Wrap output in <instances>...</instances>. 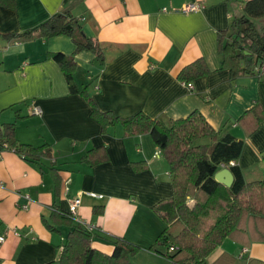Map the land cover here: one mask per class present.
<instances>
[{
	"label": "crops",
	"instance_id": "1",
	"mask_svg": "<svg viewBox=\"0 0 264 264\" xmlns=\"http://www.w3.org/2000/svg\"><path fill=\"white\" fill-rule=\"evenodd\" d=\"M245 1L16 0L13 9L0 6V125L13 124L20 144L51 149L40 163L0 151V235L5 236L0 264H57L73 225L92 226L138 246L130 264H141L143 252L173 264L147 250L162 230L153 208L173 194L166 158L154 157L157 147L148 133L128 135L119 122H100L94 110L118 119L142 113L163 121L198 112L213 130L242 142L233 165L264 179V76L241 72L244 56L235 62L220 52L221 37L232 33ZM192 2L204 7L197 13L178 11ZM58 13L80 24L101 48V61L95 52H76L69 36L28 35ZM56 53L73 58L79 93L70 94L52 59ZM197 62L206 73L181 80ZM29 106L42 114L30 115ZM100 147L106 161H82ZM136 163L145 168L135 172ZM77 196L83 224L55 213L68 215L69 201ZM90 246L106 256L113 253L103 242ZM215 252L210 264L222 254L234 264L238 258H245L244 264L264 262V243L226 240Z\"/></svg>",
	"mask_w": 264,
	"mask_h": 264
},
{
	"label": "trees",
	"instance_id": "2",
	"mask_svg": "<svg viewBox=\"0 0 264 264\" xmlns=\"http://www.w3.org/2000/svg\"><path fill=\"white\" fill-rule=\"evenodd\" d=\"M15 5L16 0H0V6L4 9H13ZM261 18H264V0L245 1L231 26L232 33L226 40L223 41L222 37L220 40V52L224 59L235 62L243 57L237 56L238 50L249 49L248 43L256 45L257 51L251 61H247L246 57L242 59L245 64L241 72L252 75H255L253 68L257 56L264 54V25L258 26L255 22ZM34 31H39L46 38L69 36L76 52L92 51L99 61L102 60L101 48L86 38L80 24L68 13L53 15L29 31L28 35ZM253 57L256 59L253 60ZM52 59L60 66L70 94L79 93L73 81V58L56 53ZM205 73L204 64L197 62L185 69L180 79ZM94 113L104 124L119 122L128 135L148 133L169 164L173 194L153 208L162 223V230L155 244L147 250L173 264H207V258L226 240L243 246L264 243V179L258 172L249 176L233 165L242 152L241 141L213 130L198 112L183 119L167 121L151 119L142 113L125 119L99 114L96 110ZM251 113H255V109ZM14 129L13 124L0 125V149L12 151L32 163H40L42 158L50 156L51 149L47 145L33 147L18 143ZM104 150V147L92 149L85 153L82 161L89 165L106 161L107 157L102 156ZM142 164H132V169L139 172L145 168ZM224 168L233 176L230 188L214 180L215 174ZM53 209L56 211L55 207ZM55 213L68 221L74 219L69 213ZM72 227L57 264H130L129 257L140 249L123 238L102 233L97 228L89 230L82 225ZM93 241L111 245L112 255L106 256L93 250L90 246ZM212 264H234V259L222 254ZM247 264L264 262L248 260Z\"/></svg>",
	"mask_w": 264,
	"mask_h": 264
},
{
	"label": "built area",
	"instance_id": "3",
	"mask_svg": "<svg viewBox=\"0 0 264 264\" xmlns=\"http://www.w3.org/2000/svg\"><path fill=\"white\" fill-rule=\"evenodd\" d=\"M203 4L201 2H192L189 4H186L184 6H182V8H179V12L182 13H197L199 12L202 8H203ZM253 71L255 73V76L258 78H262L264 76V58L263 61L261 62V64L259 66H255L253 68ZM189 88H191L190 85H188ZM29 114L32 116H40L42 114V111L37 108V107H33V106H29L28 108ZM5 149V147H3ZM0 151H2V149H0ZM160 156V150L157 149L156 152L154 153V157L157 158ZM69 183V180L66 179L64 182V186L66 189L67 184ZM26 200L29 201V198L26 197ZM81 200L80 197L77 196L73 199H71L69 201V206H68V212L69 215H71L74 220L80 224H83L82 220L78 217V208L80 206ZM28 207V204H25L21 207L22 210H26ZM89 230L92 229V226H86ZM5 242V236L4 235H0V246ZM243 252H246V250H243Z\"/></svg>",
	"mask_w": 264,
	"mask_h": 264
},
{
	"label": "water",
	"instance_id": "4",
	"mask_svg": "<svg viewBox=\"0 0 264 264\" xmlns=\"http://www.w3.org/2000/svg\"><path fill=\"white\" fill-rule=\"evenodd\" d=\"M247 46L249 47L248 52L238 50L237 56H244L247 58V61H251L252 56L256 54L257 47L256 45H251L250 43H248ZM263 57H264V54L261 55V53L257 56V63H256L257 66L261 64V62L263 61ZM243 64H244V60H241L240 65L242 66ZM214 180L218 184H221L226 188H230L233 183V176L227 168H224L215 174Z\"/></svg>",
	"mask_w": 264,
	"mask_h": 264
},
{
	"label": "rangeland",
	"instance_id": "5",
	"mask_svg": "<svg viewBox=\"0 0 264 264\" xmlns=\"http://www.w3.org/2000/svg\"><path fill=\"white\" fill-rule=\"evenodd\" d=\"M255 22H256V25H258V26L262 25L263 26L264 25V18L258 19ZM160 155H161V153H160ZM155 222L158 226H160V228L162 227L160 225V222L157 219H155ZM214 252L207 258V260H206L207 264H210L212 257H214V254L216 253V252L215 253ZM150 253L151 252H143L142 255H140L138 257L140 259L141 264H171V263L167 262L166 260L158 259V258L150 255ZM237 261L239 262L238 264H244L245 258H242V259L238 258Z\"/></svg>",
	"mask_w": 264,
	"mask_h": 264
},
{
	"label": "flooded vegetation",
	"instance_id": "6",
	"mask_svg": "<svg viewBox=\"0 0 264 264\" xmlns=\"http://www.w3.org/2000/svg\"><path fill=\"white\" fill-rule=\"evenodd\" d=\"M249 50V49H248ZM248 52V51H247Z\"/></svg>",
	"mask_w": 264,
	"mask_h": 264
}]
</instances>
